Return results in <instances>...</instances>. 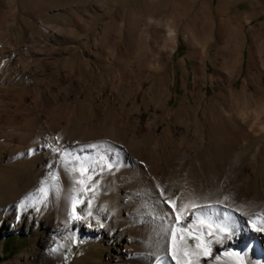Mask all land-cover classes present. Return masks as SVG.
<instances>
[{
  "label": "bare ground",
  "instance_id": "1",
  "mask_svg": "<svg viewBox=\"0 0 264 264\" xmlns=\"http://www.w3.org/2000/svg\"><path fill=\"white\" fill-rule=\"evenodd\" d=\"M27 1L21 0L25 6L21 11L12 12L4 10L11 0H0V22L6 21L9 15L15 19L9 26H12V32L9 33L7 27L0 33V117L4 125H10L5 129H15L8 132L14 142L9 145V158L15 161L24 155L30 157L34 170L32 175L36 176L14 203L9 202L4 207V211L10 214L8 224L11 226L14 219L20 218L25 209L20 207L21 203L34 195L42 182L48 179L45 170L51 171L48 165H55L59 159V153L53 148L96 159L104 154L109 162L116 160V164L111 170L105 167L103 173L94 177L93 183L98 180L99 185L94 194L89 192L88 199L93 195L94 199L87 212L103 219L109 241L114 232L120 234L124 229L125 233V239L117 243L113 251L105 252V264H160L161 261L163 264H175L167 254L168 241L159 219L167 206L161 208L158 203L157 185L166 186V191L173 197L179 196L186 203L195 199L200 204L219 208L221 215L213 216V225L220 223L223 212L231 213L228 230L221 232L215 229L214 235L209 237L207 227L204 228L203 239L213 241L211 258L204 257L202 250L191 247L190 236L185 234L189 256L184 259H191L195 264L197 256L194 254L192 257L191 251H198L199 264H264V232L253 227V222L257 227L264 225V105L243 112L244 120L257 118L248 122L246 129L251 135L261 137L260 143L252 148L247 146L245 133L230 140L224 128H220L222 136L215 137L211 124L206 125L211 130L207 137L196 128L190 131L188 127L180 126L179 129L172 123H164L161 117L158 119L154 114L137 108L136 103L128 107L124 101L115 109L97 105L96 111L91 107L86 111L80 106V93L93 74L102 85L112 70V63L110 67L101 64L97 57L95 61L88 58L79 64L65 55L67 46L47 47V42L41 45L40 15L45 6L40 1ZM169 34L175 42L177 32L171 30ZM55 38L51 35L50 39ZM105 50L103 42L102 52ZM87 54L95 53L89 47ZM106 61L110 62L109 59ZM46 71H52L51 79L43 77ZM56 97L63 99L65 103L61 106L66 107V111L52 114L48 107ZM161 101L164 112L168 99L163 97ZM39 117L41 121L37 123ZM43 117H46L45 122H42ZM194 122L200 126V120ZM44 129L48 132H43ZM90 145L104 147H87ZM4 146L0 145V149ZM81 148L85 150L81 152ZM180 160L182 162H178ZM188 163H191L189 167ZM17 164L19 162L14 165ZM58 171L61 192L57 196L55 189L49 187L50 216H45V228L40 234L43 247L31 249L30 256H27L31 257L30 264H51L71 234L72 176L65 173L63 167ZM35 195L39 197L40 194ZM47 199L40 203L41 209ZM111 199L118 203L114 204L115 208L104 212L102 201ZM218 201H223V204ZM41 209L38 214L42 213ZM124 212L122 217L118 216ZM63 234L66 235L64 239ZM177 235L179 237L180 234ZM216 235L221 237L219 243L215 242ZM177 247L182 248V245ZM53 248L58 250L53 252ZM237 254L243 257L242 261L237 259Z\"/></svg>",
  "mask_w": 264,
  "mask_h": 264
},
{
  "label": "rangeland",
  "instance_id": "2",
  "mask_svg": "<svg viewBox=\"0 0 264 264\" xmlns=\"http://www.w3.org/2000/svg\"><path fill=\"white\" fill-rule=\"evenodd\" d=\"M34 1L45 6L40 15L41 45L47 42V47L67 46L65 55L79 64L97 57L101 64L110 67L112 63L102 85L93 74L80 93V106L86 111L89 107L96 111L97 105L115 109L126 101L128 107L136 103L137 108L179 129L196 128L208 137L211 130L206 125L212 124L215 137L222 136L224 130L230 140L245 133L249 148L260 143L259 135L246 130L248 122L257 118L244 120L243 112L264 105V0ZM22 7L21 0H11L4 10L17 12ZM11 16L0 22V33L7 27L12 32L9 26L15 19ZM171 30L177 32L175 42L170 38ZM30 33L33 34L31 29ZM51 35L56 38L50 39ZM89 47L95 54H87ZM99 51L102 53L97 55ZM52 74L46 71L43 77L51 79ZM163 97L168 99L164 112ZM64 103L56 97L48 112L66 111L61 106ZM196 119L200 126L194 122ZM40 121L39 117L37 123ZM6 127L10 125H4L0 117V145L5 144L0 149V264H30L31 257L27 256L31 249L43 247L40 234L45 228V216H50V199L42 209L40 203L25 207L20 218L8 224L10 214L4 207L14 203L36 176L32 175L30 157L24 155L15 161L9 158V145L14 142L8 132L15 129ZM35 194H39L38 189ZM81 198L84 202L77 203L75 210L81 218H70L67 244L51 264H105V252L113 251L125 239L123 229L120 234L114 232L109 241L103 219L93 213L88 215L89 193H77V199ZM116 203L115 199L104 200L101 207H105L104 212L110 211ZM40 209L42 213L38 214ZM189 239L195 248L198 241L192 236ZM4 241L9 242V248L3 247Z\"/></svg>",
  "mask_w": 264,
  "mask_h": 264
},
{
  "label": "snow or ice",
  "instance_id": "3",
  "mask_svg": "<svg viewBox=\"0 0 264 264\" xmlns=\"http://www.w3.org/2000/svg\"><path fill=\"white\" fill-rule=\"evenodd\" d=\"M87 147L101 149L104 146L90 145ZM84 150V148L80 149L81 152ZM110 150L111 149L109 148V151ZM53 151L59 153V159L55 165H48L51 171L48 173V179L43 181L42 186L38 189V193L40 194L39 197L34 194L26 198V200L21 203L20 207H27L30 203H43L49 195L50 186L55 189V194L58 196L61 192L59 184L60 174L58 169L63 167L65 173L72 176L73 181V194L70 197L72 210L69 215L71 219H79L81 217H79L75 211L76 206L77 203H83L84 201L83 198L79 200L77 199V193L83 192L85 196H87L89 192L94 194L99 185L98 180L93 183L94 177L103 173L105 167L108 170H111L113 165L116 164V160L109 162L108 156L104 154L99 155V158L96 159L89 155H77L74 151H68L67 149L62 151L59 148H53ZM97 166H99V172L97 171ZM76 173H79V176H76ZM49 181H52L53 183L50 185ZM76 185H79L80 187L76 188ZM157 187L160 197L158 203L161 205V208H164L165 205L167 206V209L159 216V219L162 222V232L168 241L169 251L167 254L171 256V259L175 261V264H193L191 259H184L189 256V245L187 244L185 236V234H187L198 241L195 249L202 250L204 257L211 258V245L213 241L211 239H203L205 235L204 228L205 226L207 227V236L209 237L214 235L215 229H219L221 232L228 230L227 222L232 219L231 213L223 212V218L220 220V223L213 225L211 222L213 216L220 217L221 215L219 208L212 204H200L195 199L186 203L181 200L179 196L173 197L171 192L166 191V186L161 187L160 185H157ZM93 199L94 195L92 199H88V208H91ZM224 199L227 200L228 197H225ZM217 203L222 205L223 201H218ZM91 214L92 213L89 211L88 215ZM205 217L207 218L206 220ZM253 227L256 228L257 231L264 232V225L257 227L255 222H253ZM178 233L180 234L179 237L177 235ZM220 240L221 237L216 235L215 242L219 243ZM178 244L182 245V248H178ZM57 250L58 249L56 248L51 249L53 252ZM192 254L197 256L195 264H199V252L193 251ZM237 259L242 261L243 257H239L237 254ZM160 264H163V261H161Z\"/></svg>",
  "mask_w": 264,
  "mask_h": 264
},
{
  "label": "trees",
  "instance_id": "4",
  "mask_svg": "<svg viewBox=\"0 0 264 264\" xmlns=\"http://www.w3.org/2000/svg\"><path fill=\"white\" fill-rule=\"evenodd\" d=\"M9 246H10L9 242L4 241V243H3V247L9 248Z\"/></svg>",
  "mask_w": 264,
  "mask_h": 264
}]
</instances>
